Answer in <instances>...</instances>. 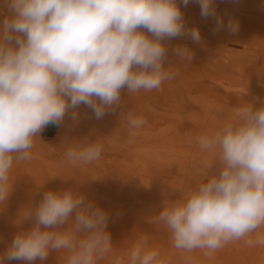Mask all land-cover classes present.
Here are the masks:
<instances>
[{
	"label": "clouds",
	"instance_id": "9594fccd",
	"mask_svg": "<svg viewBox=\"0 0 264 264\" xmlns=\"http://www.w3.org/2000/svg\"><path fill=\"white\" fill-rule=\"evenodd\" d=\"M10 15L0 22V202L13 190L15 164L30 161L36 138L65 116L78 121L84 105L96 119L114 112L121 92L160 90L175 78L164 41L188 37L201 43L199 28L187 27L181 4L191 0H3ZM202 18H213L217 30L235 34L239 22L225 25L215 0H196ZM179 62L191 63L186 46L172 49ZM259 99V98H257ZM128 127L140 129L144 117L125 114ZM199 150L215 159L206 182L164 203L155 215L171 234L173 247L212 255L229 243L264 247V100L233 110L222 126L197 138ZM98 141L70 144L72 164H91L101 156ZM19 230L0 264H40L50 252L65 264H99L113 252L108 213L72 189L48 191L17 224ZM111 264H169L147 238Z\"/></svg>",
	"mask_w": 264,
	"mask_h": 264
},
{
	"label": "rangeland",
	"instance_id": "374dc122",
	"mask_svg": "<svg viewBox=\"0 0 264 264\" xmlns=\"http://www.w3.org/2000/svg\"><path fill=\"white\" fill-rule=\"evenodd\" d=\"M215 9L225 25L229 18L237 20L238 31L217 30L213 18L201 17L196 0L181 4L186 26L199 28L201 43L188 37L164 41L166 65L172 63L176 76L160 90L128 95L125 89L120 107L101 119L81 105L76 109L78 121L69 112L62 124L43 129L32 159L14 165L13 190L0 202V253L19 230L32 227L33 219L16 222L29 207L38 206L45 192L72 189L108 213L113 252L99 264L125 257L143 238L169 264H264V247H249L242 240L210 256L202 250L177 251L170 232L155 219L165 202L206 182L207 166L215 157L199 150L197 138L221 127L235 108L247 102L259 107L264 100V0H215ZM8 15L0 0V22ZM177 45L193 51L191 63L173 55ZM130 110L144 117L140 129L128 127L125 114ZM88 140L102 144L100 158L91 164L70 163L68 146ZM44 264L65 261L53 251Z\"/></svg>",
	"mask_w": 264,
	"mask_h": 264
}]
</instances>
